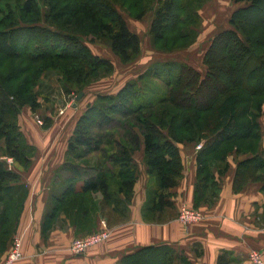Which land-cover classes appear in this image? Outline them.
Returning a JSON list of instances; mask_svg holds the SVG:
<instances>
[{"label":"trees","instance_id":"obj_1","mask_svg":"<svg viewBox=\"0 0 264 264\" xmlns=\"http://www.w3.org/2000/svg\"><path fill=\"white\" fill-rule=\"evenodd\" d=\"M233 1L245 5L234 12L231 28L212 39L204 59L205 75L181 64L177 78L171 84L168 104L157 114L144 116L142 137L127 133L125 144L119 143V149L108 158L107 174L92 178L84 176L78 166L70 162V157L78 155L81 148L91 150L96 145L91 128L85 124L111 123L112 113L126 111L132 106L137 83H128L115 95H98L89 106L79 120L69 143L67 162L61 168V172L71 177L63 181L65 190L61 197H56L52 210L46 215L45 231L51 227L66 195L99 191L107 201L114 203L116 210H120L121 201L115 198L116 192L111 191L108 183L114 178L119 188L117 192L130 203L137 181L134 157L141 149L148 174L154 180L151 203L147 204L144 214L146 220L152 222L161 221L159 213L173 208L170 190L177 187L184 170L179 144L198 145L204 141L197 154L194 208L217 198L218 182L212 171L213 164H223L219 171L223 175L228 168L225 161L234 152L251 155L238 164L235 191L242 190L250 180L264 181L263 133L259 121L264 105V0ZM154 2L25 0L19 15L9 9L4 13L0 11V60L19 62L11 72L0 73V142L5 145L0 146V152L23 165L30 163L35 152V148L27 143L19 123L25 104H29L33 112L38 110L36 97L31 95L38 76L33 65L47 64L60 69L67 75L65 80L71 83L70 88L78 90L76 94L79 95L101 72L109 74L113 71V64L94 55L83 39L104 37L116 56L124 63H131L141 54V40L130 30L118 7L140 19L152 10ZM201 2L159 1L150 29L155 42L163 41L170 28L197 26ZM43 7H46L45 14ZM160 66L162 69L158 71L162 74L165 70L171 72L175 65L165 63ZM18 180V175L0 160V201L7 199L12 188L10 183ZM229 256L224 252L217 263L232 264ZM120 264L190 263L174 248L157 245L124 256Z\"/></svg>","mask_w":264,"mask_h":264},{"label":"crops","instance_id":"obj_2","mask_svg":"<svg viewBox=\"0 0 264 264\" xmlns=\"http://www.w3.org/2000/svg\"><path fill=\"white\" fill-rule=\"evenodd\" d=\"M72 107L77 106L73 103ZM71 108L69 105L68 109ZM25 110L21 111L19 123L27 143L35 148V152L28 165L14 160L12 171L19 180L10 183L12 188L7 199L0 201V264L5 262L18 236L23 238V258L17 264H120L124 256L143 247L157 245L174 248L190 264H218V258L224 252L230 254L232 264H249L251 251H258L264 257V181L250 180L242 190L234 189L238 164L251 155L230 154L225 161L228 168L223 175L219 174L223 164L214 163L212 171L218 182L217 198L194 208L199 151L196 143L178 146L183 158V177L177 187L170 190L173 208L159 213L161 221L146 220L144 215L147 204L151 203L154 180L148 174L141 149L134 157L137 181L130 203H126L124 195L117 192L119 188L111 191L116 192L115 198L121 201L120 210H116L114 203L107 201L99 191L66 195L51 227L45 231L46 215L52 210L56 197L62 196L65 190L63 181L71 177L69 174L63 176L65 172H61L68 159V144H62L52 154L47 149L46 155L43 147L54 149V141L44 144L34 136V129H37L31 128L35 125ZM31 113L33 116L36 114ZM50 119L52 121L44 126L46 131L54 124L53 118ZM261 130L264 149V122ZM31 132L33 139L29 138L32 137ZM9 159L1 152L0 160L7 169ZM78 168L84 176L89 175L85 174L84 166L78 165ZM183 205L200 210L203 219L188 226L182 225L178 221V212ZM105 227L111 231L107 241L90 248L83 255L71 254L69 246L74 239Z\"/></svg>","mask_w":264,"mask_h":264},{"label":"rangeland","instance_id":"obj_3","mask_svg":"<svg viewBox=\"0 0 264 264\" xmlns=\"http://www.w3.org/2000/svg\"><path fill=\"white\" fill-rule=\"evenodd\" d=\"M24 1L1 0L0 11L4 13L9 9L19 15V8ZM159 1L161 0H155L152 10L140 19L127 9L118 7L130 30L138 35L141 40V54L131 63H124L121 58L116 56L106 38L89 37L83 39L94 55L109 60L113 64V71L109 74L101 72L92 79L84 89L80 101L77 100L76 92L78 90L70 88L71 83H67L65 80L67 75H64L63 71L47 64L33 65L38 76L32 85L31 95L36 97L38 110L35 116L31 113L32 107L29 104H25L22 110L26 108L24 112H28L29 114H26L30 115V120L34 122L35 126L31 128L37 129V132L34 129L36 138L41 139L44 144L46 142L51 144L54 141V149L43 147L46 149V151L44 150L46 155L48 150L52 154L62 144H68L69 147L79 120L86 114L89 106L96 101L98 95L117 94L128 83L135 81L137 92L136 97L131 100L132 106L128 107L126 111L112 113V122L106 125L86 123L85 125L91 128V134L96 145L91 150L81 148L78 155L70 157V162L73 165H82L86 168L85 174H89L88 176L95 177L107 174L105 165L109 162L108 158L119 149V143L125 144L127 133L133 132L142 137L143 129L141 126L145 119L144 116L155 115L168 104L171 84L177 78L178 67L185 64L205 75L207 66L204 59L212 39L218 33L231 28L230 20L234 12L245 5L236 4L233 0H202L201 6L199 5V10H197L200 17L197 26L183 25L180 29L178 27V30L170 28L164 40L156 41V43L150 34V29ZM42 11L45 14L46 7H43ZM18 63L14 60H0V67H2L0 73L11 72ZM165 63H171L175 66L170 69L171 72L165 70V73L161 74L158 69H162L160 65ZM73 103L76 104V108H74L75 106L72 107ZM69 105L70 108L72 107L71 109H68ZM66 109L68 110L65 111ZM62 112L64 113L61 114ZM260 112L259 121L264 122V105ZM24 117L25 115L23 120ZM50 118H53L54 124L49 131H46L44 126L49 123ZM38 121H41L42 124ZM31 136L29 138H35L32 132ZM29 142L33 143L31 140ZM0 146L2 148L5 146L3 141L0 142ZM12 160V164H14V159ZM12 169L9 166V170ZM59 175L61 177L60 173ZM63 176H68V174L63 173ZM116 180L114 178L109 183L113 190L118 188Z\"/></svg>","mask_w":264,"mask_h":264},{"label":"built area","instance_id":"obj_4","mask_svg":"<svg viewBox=\"0 0 264 264\" xmlns=\"http://www.w3.org/2000/svg\"><path fill=\"white\" fill-rule=\"evenodd\" d=\"M40 124L41 121H38ZM203 143L197 145V150H201ZM9 166L12 167V158L9 160ZM203 219V214L193 208L183 205L179 210L178 221L185 226L194 224ZM106 226V224H104ZM111 236V231L107 227L96 233L87 235L85 237L76 238L69 246V251L74 256H80L85 254L90 248L95 247L105 241ZM22 240L21 236H18L14 240V245L11 252L8 254L3 264H17L23 258L22 252ZM249 264H264V257L258 251H251L248 255Z\"/></svg>","mask_w":264,"mask_h":264},{"label":"water","instance_id":"obj_5","mask_svg":"<svg viewBox=\"0 0 264 264\" xmlns=\"http://www.w3.org/2000/svg\"><path fill=\"white\" fill-rule=\"evenodd\" d=\"M83 94H84V93H83V92H81V93H80V94L77 96V100H78V101H80V100H81V98H82Z\"/></svg>","mask_w":264,"mask_h":264}]
</instances>
